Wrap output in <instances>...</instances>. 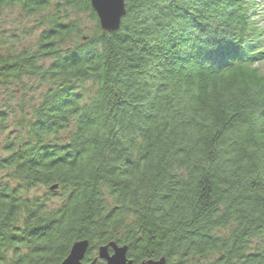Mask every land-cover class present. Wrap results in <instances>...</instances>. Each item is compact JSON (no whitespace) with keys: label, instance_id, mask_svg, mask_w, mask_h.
<instances>
[{"label":"trees","instance_id":"obj_1","mask_svg":"<svg viewBox=\"0 0 264 264\" xmlns=\"http://www.w3.org/2000/svg\"><path fill=\"white\" fill-rule=\"evenodd\" d=\"M124 6L0 0L41 28L0 47V264H264V0Z\"/></svg>","mask_w":264,"mask_h":264},{"label":"water","instance_id":"obj_2","mask_svg":"<svg viewBox=\"0 0 264 264\" xmlns=\"http://www.w3.org/2000/svg\"><path fill=\"white\" fill-rule=\"evenodd\" d=\"M94 11L99 29L102 34L113 33L119 30L121 20L125 16L124 0H89ZM56 186L51 187L54 190ZM89 249V242L86 240L75 242L67 257L60 264H134L127 258V247L117 246L109 243L97 248V256L90 262L85 261L86 253ZM140 264H166L164 258L149 260Z\"/></svg>","mask_w":264,"mask_h":264},{"label":"rangeland","instance_id":"obj_3","mask_svg":"<svg viewBox=\"0 0 264 264\" xmlns=\"http://www.w3.org/2000/svg\"><path fill=\"white\" fill-rule=\"evenodd\" d=\"M81 30L84 35L89 36L95 29V24L86 15L80 16ZM41 28L35 26L33 19H22L19 17L18 12L5 11L0 18V47L4 50V46L12 45L13 49H19L24 46L33 45L35 38L40 33ZM3 31V33H1ZM22 31L23 35H22ZM21 33V34H20ZM14 35V36H13ZM24 36V37H21ZM21 37L19 38L17 37ZM16 37V38H15ZM18 39V43H12L13 40Z\"/></svg>","mask_w":264,"mask_h":264}]
</instances>
